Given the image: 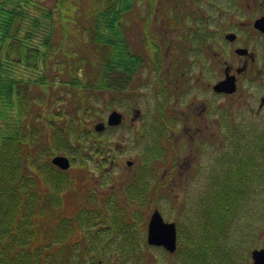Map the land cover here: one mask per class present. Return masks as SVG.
Here are the masks:
<instances>
[{
  "label": "trees",
  "instance_id": "16d2710c",
  "mask_svg": "<svg viewBox=\"0 0 264 264\" xmlns=\"http://www.w3.org/2000/svg\"><path fill=\"white\" fill-rule=\"evenodd\" d=\"M136 2L53 0V5H48V0H0V264H107L111 260L112 254L107 249L117 246L112 242L108 247L102 244L105 257H98L101 244L94 232L98 224L109 222L107 214L103 211L95 215L93 213L98 212L88 205L74 212L65 211L66 196L75 177L69 170L53 164L52 158L63 153L73 160L82 158L83 166H87L90 159H99L100 163L109 157L106 142L100 138L101 132H97L91 122L99 117L97 93L124 90L143 63L142 56L130 48L126 33L127 14L134 10ZM148 2L153 6L156 0ZM150 17L151 13L144 22H138L152 56V52L160 54V50L152 41ZM56 49L65 58L58 59L57 65L52 67L50 61ZM156 65L160 70L161 58L156 59ZM177 68L171 78L165 76L159 80L160 90L166 97L169 91L179 97L175 84L184 83L186 68ZM53 69L60 75L50 77ZM57 84L62 92L54 87ZM33 87L41 91L40 102L31 95ZM57 92L61 93L58 98L68 93L73 107L64 113L56 112L61 121L52 115L49 126L54 129L53 140L45 146L38 135L45 122L42 120L39 126H32L35 118L41 117L34 106L50 105ZM158 108L159 125L144 130L143 154L135 159L138 165L135 186L133 188L132 180L126 187L128 198L139 199L140 207L132 223L126 217L127 209L112 211L113 215L120 216L121 243L123 248L133 251L134 262L140 256L138 252L145 250L143 246L140 248L141 241L136 237L138 225L146 224L143 208L151 203L148 199L155 187V195L170 194L160 189L168 185L165 181L167 160L173 152L178 154L171 120L165 115V102ZM151 133L155 134L153 140L147 139ZM178 133L181 131L175 132ZM227 135L229 140L246 139V131L235 125H229ZM261 152L264 156V145ZM45 154L48 159L44 161ZM246 163L239 160L227 163L237 168L231 176L232 193L198 197L201 209L185 231L182 223L176 222L178 248L175 252L163 248L168 254H183L175 264H247V258L239 262L237 244L231 249L235 236L230 241L226 228L239 213L241 196L252 197L256 192L258 197L255 188L261 181L256 182V177L252 179V192L246 193V188L242 187L246 183H241L240 179L246 180L249 172ZM251 165L253 172L257 167L264 169V159L261 164L254 160ZM110 200H106L108 205ZM93 203L96 204L95 199ZM113 204L117 205V201L110 202ZM185 237L188 242L183 240ZM142 243L150 247L146 240ZM252 250L250 248L248 253ZM92 252L96 256L91 255Z\"/></svg>",
  "mask_w": 264,
  "mask_h": 264
},
{
  "label": "rangeland",
  "instance_id": "374dc122",
  "mask_svg": "<svg viewBox=\"0 0 264 264\" xmlns=\"http://www.w3.org/2000/svg\"><path fill=\"white\" fill-rule=\"evenodd\" d=\"M184 1L185 0H156L154 5L150 6L148 0H137L134 10L127 14L126 33L129 45L134 53H139L142 56L143 63L135 72L131 83L126 86L124 90L120 92L106 91L104 93H97L96 112L99 117H97L95 121H89V123L91 122V125H94L101 119L106 120L112 108H117L122 111L125 114V121L116 128L109 127L106 130L100 131V138L106 142L108 148V158L103 159L100 163L98 162L99 159L93 158L86 162L88 163L87 166H83V159L76 157V159L72 161L71 168L69 169V174L75 177V183L71 187L68 196H66L65 211L68 213L69 211L74 212L81 209L83 205H88L93 211L98 212L93 213L95 215H101L103 211L107 214V220H109V222L98 224L96 230H94L101 244L99 246L101 253H98V257H105L102 255L105 250L102 244L108 247V244L112 242L117 246L116 248L110 246L107 249L108 253L110 252L112 254L111 260L107 262V264H130V261H132L131 264H175V260L184 257L182 253L178 255L168 254L162 246H155L148 243L146 231L148 230L150 214L156 207L155 205L158 204L164 218L175 222L180 221L183 225L182 230H184L187 228L188 224L189 226L191 225L194 220L193 218L201 209L198 197L194 196L191 197L190 207H187L185 194L180 187L178 188L181 182L179 179L173 182L168 179L166 188L160 189V191L169 192L170 194L164 196L155 195V189L157 188L155 187L153 193L149 195L148 200L151 203L143 208L144 214L147 216V219H144V223L146 224L143 226L140 223L138 225V234H136L138 241H141L140 248L143 246L145 250L138 252L140 256L135 259L137 262H134V260H132L134 259L133 251L123 248L121 243L123 242V235L121 233L123 226L120 223V216L113 215L112 212H109L107 207L108 202L106 201L109 198L111 199L110 202L116 200L119 206V212L122 208H126L128 212L126 217L129 222L132 223L131 221H133L132 218L136 213L135 211L140 207V201L139 199H129L128 201L126 198V187L137 167L135 159L140 158L143 154L144 144L146 142L143 138L144 130H151L153 127L159 125L156 114L159 113L158 107L163 101L165 102V115L169 117L173 108L186 109L191 99L201 95L199 90H195L192 87L186 94L183 91H179V97H175L171 91H169L170 95L168 94L166 97L160 90L162 85L159 83V80L163 79L165 76H167L166 78H171L172 74L178 69L177 67H183L182 63L177 62V58L175 57V54H181L183 50L186 51V48L189 49L187 45H185L186 48L183 46V39H185V37L187 39L190 38V36L193 35L192 30L196 28V31H198L199 27H201L200 24H198V15L193 16V14H198L199 11L192 10L193 7H197L196 5H198V3L194 5H184ZM48 5H53V0H48ZM86 6L88 7V3ZM200 6L202 7V4ZM205 6L206 4H204L202 8ZM77 12L79 11H75V13ZM150 13V20L153 23V26L150 28L152 41L156 43L160 50V54L157 52L153 54L152 52L153 57L149 53V47L146 45L145 33L142 31L138 22V20L144 22V20L149 17ZM171 22L178 24L173 25ZM68 47H70V45H68ZM54 51H56L55 56L53 59L51 58L50 61L52 67L57 65L58 59L65 58V55L61 53L59 49ZM158 57L161 58L162 64L160 70L156 68V59ZM58 67L60 68V65H58ZM185 68L190 75H192V73L195 75L196 72L199 71L198 68L191 65H187ZM21 73L22 71L20 74ZM58 75H60L58 70H51L50 77ZM213 75L214 74H208V76ZM165 85L167 87L169 86L167 83H165ZM54 87L60 89V85L58 84ZM40 93L39 87H33L31 90V95H33L36 100H39L38 102L41 101L39 98ZM60 94L61 93L57 92L52 96L50 105L41 103V105L34 106L35 109L41 112V117L39 119L35 118L32 126H39L42 120L43 123L45 122V125L42 126L38 134L42 138V143H44L43 145L45 146H49L53 140L52 135L54 129L49 126L52 121V115L58 119V121H61L62 118L60 119V117L56 115V112L61 111L64 113L67 110H71L73 107L71 103L72 99H70L68 93H64L63 97L58 98ZM202 94L208 99L212 98L214 104L221 109L219 115L222 118V124L225 126L236 124L244 129L246 128V94L240 92L237 93L234 98L224 95L211 96L207 92H203ZM165 97L168 98V101H166ZM134 106L141 109L142 115L137 121L132 122L130 118ZM154 136L155 134L151 133L147 139L153 140ZM176 145L178 154L173 152L170 156L171 158H179L183 155L181 142ZM39 148H41V146ZM42 159L44 161L47 160L48 155L45 154ZM128 159H132L135 165H127L126 161H128ZM257 195L258 197H256L255 192V195L252 197L241 196L242 202L240 204L239 213L236 219L230 221V225L226 227L227 233L230 236L229 240L231 241L232 236H235L237 258H239V262L247 258L245 259V263L249 262V264H252V256L248 253V250L250 248L253 249L264 246V194L262 195L257 192ZM94 199L96 200V204L93 203ZM113 220H115V224L107 227V224H110ZM183 234L184 236L186 235L184 232ZM143 240H146L150 247H146L145 244L142 243ZM183 240L185 242L189 241L186 237ZM91 255L96 256L94 252H92ZM239 264H242V262Z\"/></svg>",
  "mask_w": 264,
  "mask_h": 264
},
{
  "label": "flooded vegetation",
  "instance_id": "af4514ba",
  "mask_svg": "<svg viewBox=\"0 0 264 264\" xmlns=\"http://www.w3.org/2000/svg\"><path fill=\"white\" fill-rule=\"evenodd\" d=\"M195 3L198 5L192 10L199 13L193 16L198 15L201 27L198 31L194 28L193 35L183 39V46L187 45L189 49L185 46L186 51L175 54V57L183 67L191 65L199 71L190 75L185 69L184 83L175 84V87L185 94L192 87L201 95L191 99L186 109L173 108L167 116L171 120L174 141L182 144L183 155L169 158L165 173L166 182L168 179L172 182L181 180L178 188L184 192L188 208L193 196L217 197L232 193L231 176L237 168H231L227 163L234 160L249 164L246 180L240 179L241 183H246L242 186L246 193L254 190L252 179L256 177V182L261 183L255 189L264 194V169L257 167L253 172L251 165L254 160L261 164L264 159L261 152L264 145V0L184 1V5ZM199 4L206 6L202 8ZM227 74L236 76L237 90L233 93L216 91L214 84ZM203 92L233 98L240 92L246 94V128L235 124L246 131L245 140L228 139L229 125L222 124L221 109ZM177 131L181 133L175 134ZM137 170L138 165L127 183L130 185L134 180L133 188L138 178ZM126 198L129 201L127 194ZM107 207L109 212L119 210L115 204ZM235 246L236 243L230 244L231 249Z\"/></svg>",
  "mask_w": 264,
  "mask_h": 264
},
{
  "label": "water",
  "instance_id": "95a60500",
  "mask_svg": "<svg viewBox=\"0 0 264 264\" xmlns=\"http://www.w3.org/2000/svg\"><path fill=\"white\" fill-rule=\"evenodd\" d=\"M214 89L218 92L233 93L237 90L236 76L227 74L224 79H221L214 84ZM130 120L134 122L142 115L139 107H134ZM125 119V115L118 109L110 110L107 119H101L94 124L97 131L106 130L107 126H119ZM53 164H57L62 169L71 167V159L65 154H56L52 158ZM129 165L133 161L128 160ZM147 241L151 245L162 246L169 252H175L178 248V229L175 221L166 220L160 209L152 210L148 221ZM253 264H264V247L255 248L252 251Z\"/></svg>",
  "mask_w": 264,
  "mask_h": 264
}]
</instances>
